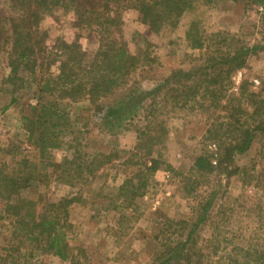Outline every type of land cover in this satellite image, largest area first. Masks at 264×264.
I'll use <instances>...</instances> for the list:
<instances>
[{"label":"rangeland","instance_id":"1","mask_svg":"<svg viewBox=\"0 0 264 264\" xmlns=\"http://www.w3.org/2000/svg\"><path fill=\"white\" fill-rule=\"evenodd\" d=\"M92 1L99 5L105 2ZM116 8L122 22L118 35L121 34L128 49L142 61L148 57L135 72L134 82L118 91L124 96H129L133 88L139 92L151 91L175 70L187 71L200 66L209 45L212 50L217 48L213 44L219 42L222 50L232 45L231 40L224 44L220 37L211 38L213 33L234 35L240 43L250 46L264 44L262 10L243 2L198 1L175 27H164L158 34L142 24L133 6L122 3ZM27 12L28 5H21L18 0H0V22L5 26V30H0V169L25 168L23 161L27 160L29 165H37L39 173L45 174L40 175L38 186L30 190L34 199L50 204L62 198H75L69 206L72 228L67 231L73 250L66 260L51 253H36L26 242L17 241L10 225L0 218V264H12V257L1 258L9 242L16 245L19 242V248L28 251L27 256L17 257L16 264L24 259L30 264H150L159 248L155 236L161 227L169 220L192 218L197 203L210 197L212 192H216V197L210 218L199 233L205 239L201 240L205 246L220 245V249L215 255L209 249L203 264H226L227 255H224L235 246H264V131H258L246 152L234 156L227 171L213 170L207 175L193 168L199 155L207 152L216 155L220 142L230 141L234 126L237 127L236 119L239 124L246 122L247 116L242 110L250 111L253 107L244 99L237 100L242 81L249 83V90L264 94V49L250 56L247 66L231 79L220 82L213 94L200 91L195 100L185 104L179 98L175 103L169 95L164 98L171 87L168 85L157 94L144 96L138 115L119 124H107L102 117L104 111L98 113L87 100L70 103L69 126L59 134L58 146L46 150L47 154L41 158L39 148L31 145L27 125L36 118L41 99L37 83L48 71L45 66L38 67L32 74L22 68L16 80L7 78L10 60L15 57L10 55L11 45L5 44L10 38V23ZM75 20L73 11L53 7L39 21L41 29L47 31L45 42L50 44L56 37H78L82 49L92 56L99 47V35L84 23L75 27ZM193 24L194 32L199 33L205 44L203 49L193 48L191 39L187 38ZM233 45L237 46L238 42ZM11 98L16 101L11 103ZM108 98L102 102L109 103L112 97ZM154 98L160 105H151L155 109L152 110L148 106ZM148 113L154 118L152 115L144 118ZM155 118L165 130L154 149L155 156L157 152L161 154L162 164L143 196L135 198L130 205L120 199L115 209L117 188L147 160L142 158L144 151L136 149L138 131L153 127ZM228 124L233 131H227ZM53 163L62 166L60 171L52 173ZM229 171L233 175H227ZM186 181L190 184L185 188ZM2 215L5 213L0 207ZM215 238L220 240L219 244L212 241Z\"/></svg>","mask_w":264,"mask_h":264},{"label":"trees","instance_id":"2","mask_svg":"<svg viewBox=\"0 0 264 264\" xmlns=\"http://www.w3.org/2000/svg\"><path fill=\"white\" fill-rule=\"evenodd\" d=\"M18 1L21 5H28V12L10 23V38L5 44L11 45L10 55L15 57L10 60L11 70L7 78L16 80L22 68L32 74H35V69L38 67L45 66L48 71L39 84L37 83L41 99L37 105L36 118L29 120L27 125L31 145L39 148L41 158L47 154L46 150L58 146L59 134L69 126L67 108L70 103L87 100L98 113L104 111L102 117L107 124H119L122 120L129 117L132 119L138 115L144 96L157 94L168 85L171 87L169 86L164 98L169 95L173 97L175 103H178L179 98L183 99L185 104L191 99L195 100L200 91H204L206 95L213 94L220 82L231 79L234 73L247 66L250 56L264 49V44L250 46L244 42L240 43L234 35L213 33L211 38L220 37L224 44L231 40L232 45L224 50L220 48L221 42L213 44L217 47L213 50L209 45L206 58L202 60L200 66L187 71L175 70L151 91L139 92L138 88H133L129 96H124L118 94V91L126 89L134 82L135 72L144 61L147 62L148 57H144L142 61L128 49L121 34L118 35L122 22L116 7L122 6V3L133 6L138 11L142 24L151 32L158 34L164 27H175L182 15L196 2L212 3L215 0H105L102 5L92 0ZM231 1L243 2L244 5L254 8L260 7L262 10L260 20L264 27V0ZM55 6L73 11L77 19L74 23L75 27L84 23L85 27L96 30L100 42L92 56L82 49L78 37L73 39L56 37L50 44L45 42L47 31L41 29L39 21ZM193 26L194 24L187 33V38L191 39L193 48L203 49L205 44L199 33L194 32ZM0 30H5L1 22ZM235 42H238L237 46L233 45ZM53 67H56L54 73ZM169 92L179 94L173 96L174 94H168ZM45 96L49 98L46 100ZM108 97H112L109 103L102 102ZM239 97L237 100L244 99L253 107L250 111L242 110L247 116L246 122L239 124V119H236L234 136L229 142H220L216 155L207 152L195 159L193 168L198 173L209 175L213 170L227 171L228 165L233 163L234 156L246 152L258 131H264L262 126L264 125V94L249 90V83L243 80L239 86ZM15 101V98H11V103ZM151 105L158 107L160 102L154 98L150 107L148 106L149 109H152ZM149 115L154 118L153 114L149 113L144 115V118L150 117ZM156 119H153L154 125L149 126V130L138 131L139 142L136 149L144 151L142 158L147 160L117 188L113 205L115 209L118 208L120 199L130 205L135 198L143 196L153 180L154 173L162 164L161 154L157 152L155 156L154 149L160 143L165 130L162 123H157ZM230 126L231 124H228V132L233 131L229 130ZM23 163L25 168H14L9 171L5 170L6 167L0 169V207L6 215L0 218L10 225L11 234L17 241L20 242L21 239V244L26 242L36 253H51L66 260L73 250L68 241L67 231L72 228L69 223V206L75 198H62L50 204H43L41 200L34 199L30 190L38 186L40 175L45 174L38 172L37 165L33 163L29 165L27 160ZM53 167L52 173H56L62 166L53 163ZM233 173L229 171L227 175L231 176ZM188 184L190 183L186 181L184 187L186 188ZM191 189L195 187L192 186ZM215 197L216 192H212L210 197L200 200L194 207L192 218L169 220L161 227L159 234L155 236L159 248L154 253V261L150 264H203L202 259L206 257L209 249L212 251L210 254L217 253L220 245L205 246L201 242L205 239L199 233L201 227L208 223ZM162 236H165L163 241ZM212 241L220 243L218 238ZM19 242L17 245L9 242L4 248L6 254L1 258L5 260L12 257V264H16L17 257L27 256L28 251H22ZM254 245L247 248L233 247L224 255H227L224 257L227 258L226 264H264V246ZM18 264L30 263L24 259Z\"/></svg>","mask_w":264,"mask_h":264}]
</instances>
